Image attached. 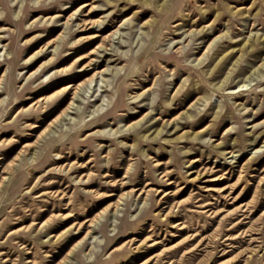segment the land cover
<instances>
[{
	"label": "rangeland",
	"instance_id": "374dc122",
	"mask_svg": "<svg viewBox=\"0 0 264 264\" xmlns=\"http://www.w3.org/2000/svg\"><path fill=\"white\" fill-rule=\"evenodd\" d=\"M0 264H264V0H0Z\"/></svg>",
	"mask_w": 264,
	"mask_h": 264
},
{
	"label": "bare ground",
	"instance_id": "6f19581e",
	"mask_svg": "<svg viewBox=\"0 0 264 264\" xmlns=\"http://www.w3.org/2000/svg\"><path fill=\"white\" fill-rule=\"evenodd\" d=\"M101 45H99V47H100ZM260 67V66H259ZM93 77H91V78H89L86 82H85V84H89V85H91V83L93 82ZM223 82V81H222ZM221 82V83H222ZM246 82V78L245 79H241V83L242 84H239L238 85V87H240V86H244V83ZM80 86L82 87V84H79L78 86H76L75 88H73V96L75 97V95H76V90H78L79 88H80ZM68 87H70V85H68L66 88H68ZM67 90V89H66ZM72 105H73V102L71 101L70 103H69V105L67 106V108L65 109V112H63V115H66L67 114V112H69L68 110L70 109V108H72ZM157 133L158 132H161V128H158L157 129V131H156Z\"/></svg>",
	"mask_w": 264,
	"mask_h": 264
}]
</instances>
